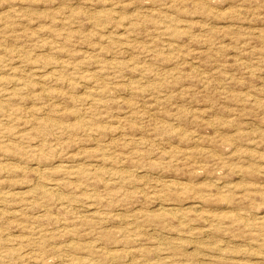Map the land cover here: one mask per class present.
<instances>
[{
    "label": "rangeland",
    "instance_id": "obj_1",
    "mask_svg": "<svg viewBox=\"0 0 264 264\" xmlns=\"http://www.w3.org/2000/svg\"><path fill=\"white\" fill-rule=\"evenodd\" d=\"M0 264H264V0H0Z\"/></svg>",
    "mask_w": 264,
    "mask_h": 264
}]
</instances>
